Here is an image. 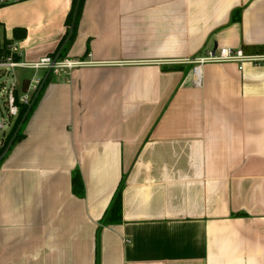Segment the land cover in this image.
Segmentation results:
<instances>
[{
	"label": "crops",
	"instance_id": "obj_1",
	"mask_svg": "<svg viewBox=\"0 0 264 264\" xmlns=\"http://www.w3.org/2000/svg\"><path fill=\"white\" fill-rule=\"evenodd\" d=\"M71 4L5 6L23 59ZM222 47L264 51V0H85L64 59L92 63L50 75L0 163V264H264V66L182 63Z\"/></svg>",
	"mask_w": 264,
	"mask_h": 264
},
{
	"label": "built area",
	"instance_id": "obj_2",
	"mask_svg": "<svg viewBox=\"0 0 264 264\" xmlns=\"http://www.w3.org/2000/svg\"><path fill=\"white\" fill-rule=\"evenodd\" d=\"M21 1L25 0H0V72L10 76V85L4 87L3 104L6 116H0V130L13 127L21 107L24 104H29L33 96L40 91L41 84L49 71L56 75L92 63L89 60H68L52 55L41 57L35 61L23 59L21 43L8 35L1 17V11L5 6L21 3ZM182 63L191 65L195 74H198L201 65L205 63H236L243 70L249 63L255 66H264V51L248 52L243 47H222L215 51L210 50L196 58H187ZM23 69L34 71L32 77H27L30 79L27 91H23V81L26 78H19L18 75V70Z\"/></svg>",
	"mask_w": 264,
	"mask_h": 264
},
{
	"label": "trees",
	"instance_id": "obj_3",
	"mask_svg": "<svg viewBox=\"0 0 264 264\" xmlns=\"http://www.w3.org/2000/svg\"><path fill=\"white\" fill-rule=\"evenodd\" d=\"M84 2L85 0H72V8L66 18V32L63 35V39L61 40L60 44L58 45L57 49L53 53L54 57L59 56L60 58H64L67 54V51L73 41L76 38L77 32H78V26L80 24V18L82 15V11L84 8ZM73 27L72 31L71 28ZM20 30H16L15 33H19ZM22 35L20 38H22L25 35V30L22 29ZM51 75V74H50ZM50 81V76L48 78H44V82L41 84L40 91L36 93L33 98L31 99L29 104H24L21 107V111L19 116L16 119L15 124L13 125L12 129L9 132V137L5 144L0 148V156L3 154L4 150L8 146L11 139L13 140L8 154L10 153L11 147L18 141L22 140L24 138L23 131L25 129V125L29 121V117L31 116L32 112L38 105V102L46 89V86L48 82ZM6 154L4 158L0 160V163L6 158L8 155ZM72 183H73V191L79 196H83L85 193V184L83 182L81 172L79 169H76L72 176ZM124 187V183L122 182L117 189L114 200L111 204V206L108 208V210L104 213V217L101 220V225H106L113 222H119L122 220V190ZM100 227L98 228V230ZM100 230L98 231V233ZM98 247V245H97ZM98 253H99V247H98Z\"/></svg>",
	"mask_w": 264,
	"mask_h": 264
},
{
	"label": "rangeland",
	"instance_id": "obj_4",
	"mask_svg": "<svg viewBox=\"0 0 264 264\" xmlns=\"http://www.w3.org/2000/svg\"><path fill=\"white\" fill-rule=\"evenodd\" d=\"M34 74L33 70H29V69H23V70H18V75L19 78H27V77H32ZM52 75V73H51ZM10 85V76L9 75H4L3 72H0V116L4 115L6 116V109H5V105L3 104V94H4V87H8ZM12 129V127L7 128L5 130H0V148L5 144V142L8 139V135L10 130ZM12 142V139L11 141ZM10 142L8 144V146L6 147V149L4 150V152L8 149ZM3 152V154L0 156V160L2 159V156L5 154Z\"/></svg>",
	"mask_w": 264,
	"mask_h": 264
},
{
	"label": "water",
	"instance_id": "obj_5",
	"mask_svg": "<svg viewBox=\"0 0 264 264\" xmlns=\"http://www.w3.org/2000/svg\"><path fill=\"white\" fill-rule=\"evenodd\" d=\"M72 29H73V27L71 28V31H72ZM57 57H59V56H57ZM50 74H51V71H49V72L47 73V75H46L45 78H48V77L50 76ZM29 82H30V79H29V78L24 79V81H23V91H27V90H28ZM12 142H13V140H12ZM12 142H10L9 147H8V149L4 152L5 154L2 156V158H4L6 154H8V151H9V148H10Z\"/></svg>",
	"mask_w": 264,
	"mask_h": 264
}]
</instances>
